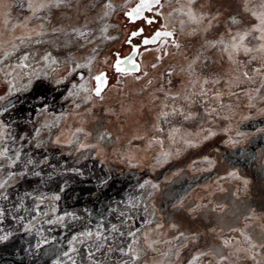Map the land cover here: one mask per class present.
Masks as SVG:
<instances>
[{"label": "rangeland", "instance_id": "1", "mask_svg": "<svg viewBox=\"0 0 264 264\" xmlns=\"http://www.w3.org/2000/svg\"><path fill=\"white\" fill-rule=\"evenodd\" d=\"M28 3L0 2V264H92L89 252L123 264L129 232L136 264H264V60L224 50L259 23L247 9L261 0H195L199 24L189 0L138 18L141 0H66L35 14ZM157 31L173 36L145 44ZM258 35L245 44L258 47ZM77 64L87 66L69 76ZM72 83L88 91L65 99Z\"/></svg>", "mask_w": 264, "mask_h": 264}, {"label": "snow or ice", "instance_id": "2", "mask_svg": "<svg viewBox=\"0 0 264 264\" xmlns=\"http://www.w3.org/2000/svg\"><path fill=\"white\" fill-rule=\"evenodd\" d=\"M0 2H2V0H0ZM65 2H66V0H51V4H49V3H39L38 5L34 6V3L32 2V0H29L28 9L30 11H32L33 14H35V12H37V11L43 9V8H47V7H50V6H53V5L58 8L62 4H64ZM194 3H195V0H189V7H188V10L185 13V15H187V17L189 18V20L192 23L199 24L201 21H203L205 19V17H204L203 14L197 15V13L191 8V5L194 4ZM154 4L155 5H161V0H141V3L135 9H133L132 13H129V15L130 16L134 15L135 17L138 18L140 16V13L142 12V10L148 9L149 11H151ZM107 7L111 8L112 6H111V4H108ZM247 10L251 11V15L257 21H259V23L257 25H254L248 31L237 32L235 34H232L231 35V41H230V43L228 45H224V40L223 39H221L219 41H215V42H208V45L210 47H213V48L217 47L218 45H224V50L225 51H229V49H231V51H229L230 58H231V56L233 54H238L241 51H243V53L245 55L251 54V53H253L255 51V52L260 53L261 56L257 57L255 55H253L252 59L256 60V59L259 58L261 60H264V0H261L260 11L257 12V11H252L250 9H247ZM145 19H147V17H145ZM152 22H153L152 20H148V23H152ZM231 22L233 24H239L240 23V21L238 19H236L235 17L232 18ZM183 23H184V21H181V24H183ZM210 25H211V21H209V26ZM41 27H43V25H41ZM53 31H58V30L57 29H53ZM253 33H258L259 34L258 36H256V39L261 42L258 45V47H256L255 49L252 48V47H248L245 44V41L250 36H252ZM79 35L82 37V36L85 35V33L80 32ZM161 36L171 37V36H173V32H170V31H157L155 33V36L151 40H145L144 42H145V44L155 43ZM175 46L177 48L180 47V45L178 43H176ZM50 55L51 54H49L48 56H45L44 59L48 60ZM23 59L27 60L28 59L27 55L24 56ZM52 63H56V61L53 59ZM86 66L87 65L77 64L76 67H73V68L69 69L68 75L70 76V75H72V73L76 72L78 68H82V67H86ZM116 67H117L118 71L124 72V69L120 68L119 64H117ZM153 67H156V65H153ZM255 71H256L257 74H261L262 73V69L261 68H257V69H255ZM243 75L245 77H248V79H252L251 77H249L247 72L243 73ZM79 78L82 80L84 77L81 74ZM94 79L97 82L96 87L94 88V94H95V96L100 97L102 99L103 97L101 96V93L103 91L104 86L106 85L107 78H106V76L104 74H101V75L95 76ZM216 82H218V81H216ZM56 83L57 84L63 83V80L57 81ZM204 83L206 84V83H208V81L205 80ZM261 86L264 87V85H261ZM14 87H15V85H13V88ZM17 91H20V89H17ZM80 91L87 92L88 89L83 84L77 86L76 83H72L71 86H70L69 91L67 92V95L64 98L67 99L68 97L78 96ZM201 94L203 95L204 93L202 92ZM4 99H5V97H0V101H3ZM84 99H85V102H87V101L91 100V96H86ZM79 106H80L79 104L76 105V107H79ZM2 111L3 112L8 111V106L5 105L4 108L2 109ZM41 111H46V109H41ZM213 111H215V109H213ZM163 115L165 117H167L169 115V113L165 112V113H163ZM191 118H192L191 116L185 115V119H191ZM44 127H49L50 128L51 125H44ZM83 131L84 130L82 128L81 129H77V132H83ZM39 134H40V130L36 129L34 135L35 136H39ZM55 143H57V144L60 143L59 139H57L55 141ZM40 146L41 145L39 143L36 144V147H40ZM81 147L83 148V147H85V145H81ZM164 155H167V153H165ZM4 156H6V150H5V152L0 153V157H4ZM9 159L11 160V165H9V166H14L16 161L19 160V155H17L15 158H9ZM28 163H32V161H28ZM0 170H2V169H0ZM14 175H15L14 173L10 174L9 175V179L13 178ZM35 175L39 176L40 173L37 172V173H35ZM7 184H8V180H4V181L0 182V189L5 188V186ZM144 186L145 185H143V184L140 185L141 188H143ZM153 187H158V185H153ZM0 198L7 199V196L5 195V196L0 197ZM56 199H59V197H56ZM149 223H150V221H149ZM173 227H175V225H173ZM112 231L117 232V231H119V229L116 227V225H113L112 226ZM119 234H120V236H124L123 232H120ZM82 235L85 236V237H91L93 235V233L92 232H85ZM128 235L130 237H133L132 242L127 245L126 249L125 248H120L119 251H120V253L123 256L129 257V259H126V260L123 261V264H136V261L141 259V251H138L134 247V245H136L138 243V240L136 239V232H129ZM181 235H183V233ZM99 238H100V234L98 233L97 234V239H99ZM0 239H6V237H0ZM75 239H76V237H73V240H75ZM107 239H108V237H104V240H107ZM245 239L249 242V244L251 245V248L257 247L256 244L252 243L251 237H247L246 236ZM145 241L147 242V234H145ZM153 243H155V242L154 241L153 242H147V248L152 249L153 251H155V249L153 248ZM224 245L225 246H230V242L225 240L224 241ZM103 247H104L103 243H100V244L96 245V251H100V249L103 248ZM261 247H264V245H261ZM72 251H76V249L73 248ZM109 251H112V249L110 248ZM237 251H239V249ZM65 255H68V253H65ZM201 255H209L210 256V255H212V253L211 252L201 253ZM93 256H94V253H92V252L88 253V258H89V260L92 261V264H99L98 261L93 259ZM196 259H199V257H197ZM228 259H229V256L221 255L219 257V259L216 260V264H225V262ZM252 259H255V255L252 256ZM57 264H59V262H57ZM73 264H75V261H73ZM210 264H211V262H210ZM257 264H259V262H257Z\"/></svg>", "mask_w": 264, "mask_h": 264}]
</instances>
